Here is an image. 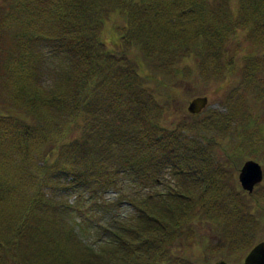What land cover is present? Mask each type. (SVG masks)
<instances>
[{
    "label": "trees",
    "instance_id": "16d2710c",
    "mask_svg": "<svg viewBox=\"0 0 264 264\" xmlns=\"http://www.w3.org/2000/svg\"><path fill=\"white\" fill-rule=\"evenodd\" d=\"M112 13L125 22L113 50L103 38ZM234 38L246 53L237 66L227 54ZM48 59L57 64L46 79ZM230 74L225 112L171 124L146 81L161 91ZM1 90L0 264H196L173 247L195 244L197 222L218 228L208 247L222 256L256 244L251 194L215 151L231 142L238 168L254 160L264 174L260 114L242 101L253 97L264 114V0H0ZM168 175L173 185L158 187ZM59 177L97 192L128 177L141 190L119 199L133 214L87 245V213L59 197Z\"/></svg>",
    "mask_w": 264,
    "mask_h": 264
},
{
    "label": "rangeland",
    "instance_id": "374dc122",
    "mask_svg": "<svg viewBox=\"0 0 264 264\" xmlns=\"http://www.w3.org/2000/svg\"><path fill=\"white\" fill-rule=\"evenodd\" d=\"M125 26V22L122 19V16L112 13L109 19L106 21L105 30L103 38L106 42V45L110 49H116L118 46L119 33L118 29ZM240 38H234L229 41L227 44V54L229 57H232L236 66L238 60L244 55L245 49L243 50L241 46L239 47ZM246 54V53H245ZM131 63L136 67L140 66L144 70L146 75H149V70L146 68L145 62L141 59V56L136 52H131L129 55ZM194 60L192 63L194 64ZM57 64V61L54 59H48L47 64L41 66V73L39 75L42 78L46 79L48 76L52 75V69ZM239 65V64H238ZM235 69V68H234ZM233 69V70H234ZM234 74V73H233ZM230 74L224 79H216L211 82H194L197 78L194 76L192 81L184 79L173 80L174 83L172 86L162 88L159 91L156 83L150 82L152 78L145 80L150 83L151 89L160 95L161 100L166 101L168 104V114H169V124L174 121H178L182 118H187L192 120L193 117L200 118L208 112L209 110H221L225 112L224 105L226 103L227 95L230 89L236 84V76ZM41 78V79H42ZM153 80V79H152ZM157 89V90H156ZM6 92L4 90L0 91V98L4 96ZM197 97H206L207 105L202 110L200 114L191 115L187 111V107L192 99ZM243 104L248 106L249 110L254 113L260 114L258 117V124L262 134H264V114L259 113V104L256 103L255 99L251 96L242 98ZM231 142L221 141L218 144V150L215 151V157L221 161L224 167L227 170H230L233 173L232 183L235 185V178L237 179V186L241 188L238 182V174L240 168L236 166V161L233 160L230 156L232 155ZM238 157V156H237ZM38 158H36L37 161ZM241 162L242 164L245 162ZM254 161V160H253ZM256 162V161H255ZM258 163V162H257ZM259 164V163H258ZM260 165V164H259ZM261 166V165H260ZM263 171V170H262ZM92 178L89 177V181ZM103 179V177H102ZM161 180H163L161 178ZM172 177L169 175L162 182H159L158 187H161L165 181H168L169 184L173 185ZM57 189V194L59 197L63 198L68 205L76 206L81 209L82 212L87 213V227H81L79 235L84 241L85 244H98L102 240L106 239L109 230H113L116 226V221H119L128 218L133 214V210L126 201L119 200L123 195L133 193L132 189L135 188L137 191L141 190L139 185L133 184L130 182L128 177L125 180H122L120 183H117L115 187H104L97 192V189L93 188L94 183H89V185L83 187H73L69 184V181L64 177H59L56 180H53ZM230 184V181H229ZM259 186V187H258ZM98 187V186H96ZM258 187V188H257ZM70 188V189H69ZM62 191V192H61ZM143 192H147V188L142 187ZM61 192V193H59ZM245 192V191H244ZM54 194V192H53ZM251 198L248 197V202L251 203L250 213L251 215L260 222V229L257 233L256 244L258 242L264 243V174L262 182L256 185L252 191ZM250 196V195H249ZM258 200L261 205H254V201ZM93 201H96L93 203ZM256 206V207H255ZM79 212L72 211L71 220L75 223H79ZM193 230L197 234V240L193 246L185 248V241H177L174 244L173 251L180 254L181 257H186L194 260L196 264H214L218 261H224L227 264H243V260L248 252L241 253V251H236L232 254L220 255L218 251L210 250L212 244H218L220 241L219 231L215 225L208 223H194ZM209 246V247H208Z\"/></svg>",
    "mask_w": 264,
    "mask_h": 264
},
{
    "label": "water",
    "instance_id": "95a60500",
    "mask_svg": "<svg viewBox=\"0 0 264 264\" xmlns=\"http://www.w3.org/2000/svg\"><path fill=\"white\" fill-rule=\"evenodd\" d=\"M207 105L206 97H197L191 100L187 107L191 115L199 114ZM263 171L261 166L253 161L246 160L238 174V182L241 189L247 193H252L254 187L262 182ZM214 264H227L224 261H218ZM243 264H264V243L258 242L246 254Z\"/></svg>",
    "mask_w": 264,
    "mask_h": 264
}]
</instances>
